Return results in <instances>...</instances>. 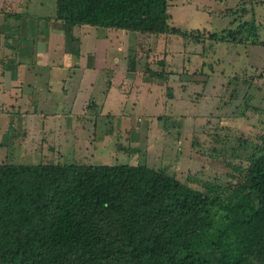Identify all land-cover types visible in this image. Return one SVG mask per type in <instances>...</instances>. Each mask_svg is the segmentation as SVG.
Masks as SVG:
<instances>
[{
	"label": "rangeland",
	"instance_id": "obj_1",
	"mask_svg": "<svg viewBox=\"0 0 264 264\" xmlns=\"http://www.w3.org/2000/svg\"><path fill=\"white\" fill-rule=\"evenodd\" d=\"M55 2L0 0V21L13 22L6 13L24 11L36 26L35 19L56 17ZM168 10V27L178 33L98 25L88 26L93 31L80 33L79 41L65 37L71 55H82L65 57L50 81L44 75L35 83L49 96L40 107L45 116L39 106L31 114L30 106L9 98L11 92L4 95L0 163L160 168L201 191L216 186L221 206L204 211L203 229L210 236H234L233 224L248 220L254 205L248 180L236 168L264 143V0H168ZM243 22L259 43L209 37L238 31ZM104 54L106 66L117 69L88 67H100L95 58ZM186 226L169 233L173 245L186 237Z\"/></svg>",
	"mask_w": 264,
	"mask_h": 264
},
{
	"label": "trees",
	"instance_id": "obj_2",
	"mask_svg": "<svg viewBox=\"0 0 264 264\" xmlns=\"http://www.w3.org/2000/svg\"><path fill=\"white\" fill-rule=\"evenodd\" d=\"M55 4L68 40L81 24L180 32L168 27V0ZM238 26L209 37L260 42L249 24ZM236 169L254 205L234 236H210L203 214L221 206L216 186L201 191L146 164L0 163V264H264V143ZM182 224L187 235L173 245L169 233Z\"/></svg>",
	"mask_w": 264,
	"mask_h": 264
},
{
	"label": "crops",
	"instance_id": "obj_3",
	"mask_svg": "<svg viewBox=\"0 0 264 264\" xmlns=\"http://www.w3.org/2000/svg\"><path fill=\"white\" fill-rule=\"evenodd\" d=\"M23 13L25 12L6 13V16L9 18L13 17L14 21H0V32L4 34L2 39L0 33V40H2V43L0 42V109L3 110L2 107L5 104L3 102L4 95L7 92H11L9 93V98L22 101L24 106H30L31 114L34 113L35 106H39V114L45 116L46 113L40 107L44 105L43 103H45V100L49 96L42 94L40 82L37 85L35 83L39 78H45L44 75L50 81L54 73L53 67L64 65L62 62L65 57L80 56L82 54L78 50L77 55H71L72 52L66 45L67 37L64 34V23L61 19L55 16H46V18H39L40 20L35 19L39 21L35 26L34 19L23 15ZM88 26L93 28L98 27V25L94 26L90 24L72 27V34L77 38V41H79L80 33L84 35L87 32L93 31ZM34 38L36 39L34 40ZM95 38V41H101L98 37ZM104 39L103 37V44L107 42V39ZM103 52L105 51L103 50ZM105 56V54L102 55L101 60L95 58L96 61L101 63L100 67H88L98 72L105 70L114 71L115 68L117 69V67L109 66V63L106 66ZM60 57L61 60H59ZM57 59L60 62H56ZM40 67H43V69H40ZM66 80L67 77L61 80L63 82L62 91L67 90L64 83ZM45 84L48 86L47 82ZM33 85L36 87H33ZM36 91H38V94ZM12 92H14V95H12ZM81 115V112L77 113L76 118ZM73 117V115H68V120L74 123L75 121L71 120Z\"/></svg>",
	"mask_w": 264,
	"mask_h": 264
}]
</instances>
